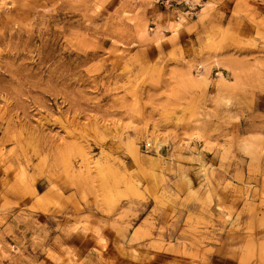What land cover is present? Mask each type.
Instances as JSON below:
<instances>
[{"label": "rangeland", "instance_id": "1", "mask_svg": "<svg viewBox=\"0 0 264 264\" xmlns=\"http://www.w3.org/2000/svg\"><path fill=\"white\" fill-rule=\"evenodd\" d=\"M0 264H264V0H0Z\"/></svg>", "mask_w": 264, "mask_h": 264}]
</instances>
